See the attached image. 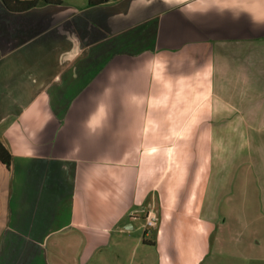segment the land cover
I'll return each instance as SVG.
<instances>
[{
    "label": "crops",
    "instance_id": "obj_1",
    "mask_svg": "<svg viewBox=\"0 0 264 264\" xmlns=\"http://www.w3.org/2000/svg\"><path fill=\"white\" fill-rule=\"evenodd\" d=\"M60 1L0 0V264L264 262V0Z\"/></svg>",
    "mask_w": 264,
    "mask_h": 264
},
{
    "label": "trees",
    "instance_id": "obj_2",
    "mask_svg": "<svg viewBox=\"0 0 264 264\" xmlns=\"http://www.w3.org/2000/svg\"><path fill=\"white\" fill-rule=\"evenodd\" d=\"M3 6L11 13H23L39 5L51 4L60 5V0H1ZM114 0H87V6L102 5ZM11 154L0 141V163L8 170L11 164Z\"/></svg>",
    "mask_w": 264,
    "mask_h": 264
},
{
    "label": "built area",
    "instance_id": "obj_3",
    "mask_svg": "<svg viewBox=\"0 0 264 264\" xmlns=\"http://www.w3.org/2000/svg\"><path fill=\"white\" fill-rule=\"evenodd\" d=\"M143 222H144V230L143 234L145 236H150V234L155 230L158 225L159 216L157 211L151 205H146L143 207Z\"/></svg>",
    "mask_w": 264,
    "mask_h": 264
},
{
    "label": "rangeland",
    "instance_id": "obj_4",
    "mask_svg": "<svg viewBox=\"0 0 264 264\" xmlns=\"http://www.w3.org/2000/svg\"><path fill=\"white\" fill-rule=\"evenodd\" d=\"M152 206V205H151ZM144 235V234H143ZM150 237H151V235H150ZM149 237V238H150ZM240 251V250H239ZM228 252H233V250L231 251V249H228ZM238 253H242V251L241 252H238ZM137 257V256H136ZM225 258V260L226 261H219V256H217L216 258H215V264H229V262H231V261H227V257H226V255H224V257H223V259ZM125 264H130L129 263V261H128V259H127V261L125 262ZM232 264H248V263H246L245 261H242V260H239V261H236V262H233ZM260 264H264V262H260Z\"/></svg>",
    "mask_w": 264,
    "mask_h": 264
}]
</instances>
